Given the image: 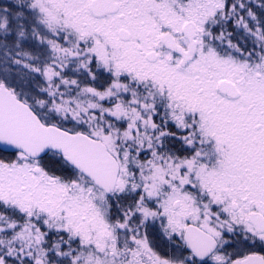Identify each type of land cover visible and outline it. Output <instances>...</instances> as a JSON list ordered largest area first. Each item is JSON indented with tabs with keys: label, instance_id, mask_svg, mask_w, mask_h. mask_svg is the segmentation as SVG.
Here are the masks:
<instances>
[{
	"label": "snow or ice",
	"instance_id": "1",
	"mask_svg": "<svg viewBox=\"0 0 264 264\" xmlns=\"http://www.w3.org/2000/svg\"><path fill=\"white\" fill-rule=\"evenodd\" d=\"M0 264H264V0H0Z\"/></svg>",
	"mask_w": 264,
	"mask_h": 264
}]
</instances>
